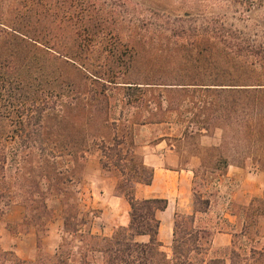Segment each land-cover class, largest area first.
<instances>
[{"label": "trees", "instance_id": "obj_1", "mask_svg": "<svg viewBox=\"0 0 264 264\" xmlns=\"http://www.w3.org/2000/svg\"><path fill=\"white\" fill-rule=\"evenodd\" d=\"M257 4L264 6V0ZM106 29L115 32L101 35L104 39L125 38V46L135 55L136 45L155 39L152 35L156 34L168 52L193 49L207 38L210 46L220 45L236 57L260 55L254 61L258 66L264 61L262 44L256 45L238 29L206 19L197 23L187 10L172 13L150 0H0V73L8 78L19 76L14 78L23 83L21 72L33 65L38 54L60 71L51 79L43 97L21 105L10 123L11 130L0 136V141H5L0 143V215L12 203L22 205L23 221L35 229L38 237L32 260L21 259L2 248L0 253L13 255L16 264H225L224 257L205 256L211 231L195 225L194 213H204L210 205V196L203 192L206 179L197 173L192 186L194 213L174 214L171 255L164 251L158 238L160 219L156 213L166 208L167 199H140L134 195L136 183L148 185L153 178V168L135 151L134 131L137 125L170 123L173 119L167 115L169 109L160 114L152 112V104L172 103L160 95L159 101L152 95L144 96L152 90L159 89L160 94L189 93L178 99L181 105L182 100L192 96L194 88L212 92H231L229 89L236 88L217 82L149 78L128 81L122 74L101 75L98 67L105 63L96 62L99 57L92 55L101 49L89 50L87 43ZM257 85L239 89L245 93L264 92V84ZM119 86L134 92L116 111L109 104L108 93ZM211 101L199 100L207 104ZM234 124L238 133L264 131V109L257 116ZM192 132L188 122L183 134ZM245 138L244 146L250 143ZM254 142L264 149V138ZM91 155L97 157L103 175L116 177L114 192L130 206L128 224L115 227L110 236L92 233L90 226L97 210L81 211L79 207L85 164ZM222 162L226 167L228 161ZM51 197L60 201L63 223L61 241L53 254L45 252L39 241L53 217ZM255 203L258 205L254 207ZM236 210L239 228L232 231V244L226 250L229 264H238L234 259L241 255V243L244 264H264V231L258 225V216L264 214V195ZM140 236H147V240H138ZM238 239L243 242L237 246ZM261 240L263 243L258 246Z\"/></svg>", "mask_w": 264, "mask_h": 264}, {"label": "rangeland", "instance_id": "obj_2", "mask_svg": "<svg viewBox=\"0 0 264 264\" xmlns=\"http://www.w3.org/2000/svg\"><path fill=\"white\" fill-rule=\"evenodd\" d=\"M146 1V0H144ZM154 1L156 7L168 9L172 13H182L187 10L192 13L197 23L203 20L212 21L216 25L224 27H233L238 29L244 37L254 41L256 45L262 44L264 48V6H259L258 0H150ZM191 22V21H188ZM113 30H105L103 33L92 37L87 43L89 50L94 57H99L98 63H105L98 67L101 75L105 73H113L116 75H124V79L128 81H142L149 78L153 81L172 79H180L190 83H211L217 82L222 84H232L229 87L236 89L231 92H212L203 89L194 88L192 96L182 100V104L178 105V99L186 92L164 91L162 94L157 90H152L150 94H144L145 97L152 95L155 100H161V97L171 99L172 103L166 105L161 101V105L152 104V112L163 113L166 109L167 115H172L173 119L170 123L154 124L149 123L142 127L137 125L134 131V138L138 143L152 142L158 138V135L166 132H183L188 122L193 127L192 134H188L187 141L196 146L200 145L199 133H208L220 137V146L214 149L203 150L206 155L205 162L210 166H214L217 170L207 174V180H221L224 197L230 190V183L224 178L223 160L239 163L247 167H257L264 172V149H259L254 142L257 138H264V131L250 130V132H237L238 126L234 123L240 122L242 119H251L259 114L260 109H264V92H257L261 97H257V93L242 92L239 88H252L257 84H264V61L263 65L255 64V60L260 56L253 54L250 57H236L232 53L226 52L220 45H211L207 38H203L202 44L193 48H182L176 52H168L165 43L161 39L152 35L155 39L140 42L136 45V55L125 46L126 39L116 37L104 39L103 34ZM125 31V30H124ZM114 34V33H113ZM123 35L125 33L123 32ZM114 36V35H113ZM108 37V36H107ZM214 41V40H213ZM38 54L33 61V65L29 69L21 72L23 83H18L17 76L8 75L4 77L0 73V136L5 135L11 130L10 123L14 121L21 105L26 106L32 99L41 98L47 91L51 79L55 78L60 71L54 69L47 61L45 56ZM107 56V59H104ZM254 63V64H253ZM89 69L90 66L87 65ZM67 76V73L64 74ZM17 77V78H14ZM151 77V78H150ZM246 84V85H243ZM227 86V85H224ZM144 89V88H142ZM143 91V90H142ZM133 89L119 86L117 89L109 91V104L113 105L118 111L123 103L130 98ZM136 95H139L138 92ZM134 96V95H133ZM206 96V98H203ZM150 97V96H149ZM211 98L210 104L201 103L199 100ZM190 101V102H189ZM157 103V102H155ZM232 122V124H230ZM153 124V125H151ZM201 127H203L201 129ZM247 135V136H246ZM250 139V143L243 145L242 138ZM245 138V139H246ZM9 140H7V143ZM5 142L1 140L0 143ZM243 143V144H242ZM200 147V146H199ZM202 147V146H201ZM90 157V156H89ZM201 174V175H200ZM205 174V173H204ZM202 176V173H199ZM98 178L93 173L84 174L83 188L79 194V207L81 211L88 209L97 210V216L100 211L93 208L90 204L89 184L97 187ZM102 191V190H101ZM103 192V191H102ZM107 192V191H106ZM109 193H105L104 197ZM96 200L100 201L101 195L96 192ZM49 203L53 208V217L48 223L56 227L57 220L60 218V205L58 198L51 197ZM215 203L213 214L208 221L213 222L215 215L219 213L220 206ZM258 205L254 204V207ZM237 211V210H236ZM95 217V218H96ZM258 225L261 231H264V214L258 216ZM2 216L0 215V224ZM92 225V223H91ZM239 228V227H238ZM236 228V229H238ZM242 240L238 239L237 246ZM243 242V241H242ZM263 240L258 246H261ZM240 257L234 259L238 264H244L243 251L244 243L240 244ZM223 256V253H217ZM228 258V253H224ZM32 260V258H31ZM42 260V259H41ZM230 263L228 258V264ZM0 264H16V258L13 255L0 253Z\"/></svg>", "mask_w": 264, "mask_h": 264}, {"label": "crops", "instance_id": "obj_3", "mask_svg": "<svg viewBox=\"0 0 264 264\" xmlns=\"http://www.w3.org/2000/svg\"><path fill=\"white\" fill-rule=\"evenodd\" d=\"M146 125L149 124L142 127ZM187 138L183 132L177 134L166 132L158 135V138L152 142L138 143L135 140V151L146 165L153 168V178L148 185L136 183L134 195L140 199H167L166 208L158 211L156 215L160 219L158 238L168 256L171 255L174 214L194 213L192 204L194 174L197 173L198 177H201L199 173H202L206 179L208 173L217 170L214 166L206 164L204 152L206 148L219 147L220 137L199 133L198 146L191 144ZM88 172L93 173L98 178L97 181L102 183V186L98 184L97 187L89 184L90 204L100 211L99 216L92 221L91 232L110 236L115 227L128 224L129 203L115 194L116 177L102 174L95 155L87 159L84 174ZM224 178L226 181L234 182L230 183L231 188L227 195L225 197L223 195L221 180L213 179L208 182L206 179L203 192L210 196L209 208L204 213H194L196 227L211 231L210 248L205 255L208 258H225L224 253L232 244V231L239 227L236 207L249 206L253 199L264 195V172L257 167H247L228 161L224 168ZM106 191L109 195L104 197ZM96 192L101 195L100 201L95 199ZM215 203H219L217 205L220 209L210 223L208 219L213 214ZM59 212L60 218L56 227L53 222L47 224L46 232L39 240L42 249L50 254L56 251L63 234L61 205ZM23 218L24 207L18 203L10 204L0 224V248L12 251L21 259H31L38 249V237L35 229L26 225ZM137 239L146 241L147 236H140ZM217 253H223V256ZM225 264H228V258H225Z\"/></svg>", "mask_w": 264, "mask_h": 264}]
</instances>
